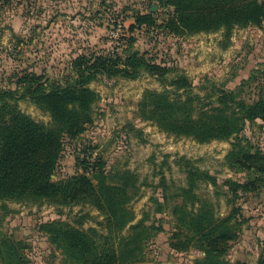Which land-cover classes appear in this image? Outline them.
<instances>
[{
	"label": "trees",
	"instance_id": "1",
	"mask_svg": "<svg viewBox=\"0 0 264 264\" xmlns=\"http://www.w3.org/2000/svg\"><path fill=\"white\" fill-rule=\"evenodd\" d=\"M151 1L166 10L164 23L159 24L157 12H136L135 23L121 27L124 32L112 40L111 48H93L74 57L62 79L23 70L9 79L8 86L0 87V223L11 212L7 202L48 200L63 206L89 202L104 215L97 223L99 228L85 229L93 219L89 213L77 215L72 222L58 219L39 224L66 264H145L148 245L164 231L156 221L146 223L152 214L170 209L176 222L169 237L171 251L183 253L194 248L205 253L198 264H229L225 257L231 244L240 239L248 223L240 200L264 189V149L246 134L259 121L263 124L258 126L264 127V86L252 87L256 75L235 89L215 88L212 101L209 95L194 94L185 72L148 57V51L138 47L143 35L156 30L175 35L223 30L225 41L230 40L235 28L263 27L264 0ZM143 73L167 86L164 92H145L140 102L143 119L156 123L168 135L191 137L199 143L229 141L231 150L225 163L244 173L246 180L221 182L187 160L185 183L174 188L161 173L156 186L161 197L152 196V210L133 224L136 215L130 204L140 189L135 172L106 170L100 160L78 157L80 167L74 175L58 181L54 175L66 140L79 137L95 121L93 108L100 95L91 83L100 78L136 80ZM256 73L264 75V70ZM21 101L48 114L51 123L26 114ZM203 184L213 187L212 194L200 192ZM222 198L230 207L224 217L219 211ZM27 248L12 236L0 234L2 264H31ZM258 264H264V243Z\"/></svg>",
	"mask_w": 264,
	"mask_h": 264
},
{
	"label": "rangeland",
	"instance_id": "2",
	"mask_svg": "<svg viewBox=\"0 0 264 264\" xmlns=\"http://www.w3.org/2000/svg\"><path fill=\"white\" fill-rule=\"evenodd\" d=\"M136 12H157L159 24L167 17L166 10L151 0H0V87L8 86L9 79L23 70L62 79L74 57L93 48H111L112 40L124 32L121 27L135 23ZM223 33L175 35L156 30L143 35L138 47L148 51V57L185 72L193 83L194 94L211 97L215 88L235 89L251 75H256L253 88L264 86V75L256 73L264 70V25L235 28L226 41ZM90 86L100 95L93 108L95 121L79 137L66 140L54 175L56 181L76 173L80 167L78 157L100 160L106 170L130 169L140 178L139 192L130 204L136 224L152 210L151 197H161V189L156 188L161 173L174 188L185 183L187 160L221 182L246 180L244 173L225 163L231 150L229 141L199 143L191 137L168 135L156 123L143 119L140 102L145 92L167 89L157 78L147 73L136 80L100 78ZM210 99L213 101L215 96ZM20 108L36 121L51 123L49 115L29 101H21ZM262 124L259 121L246 134L264 149V127L258 126ZM200 192L212 194L213 187L203 184ZM6 204L11 212L1 221L0 234L26 244L31 264H66L61 251L39 230L40 223L58 219L72 222L77 215L89 213L93 219L84 226L89 229L99 228L97 223L104 220L89 202L69 206L48 200ZM240 204L248 223L225 259L229 264H258L264 243V189L258 195H244ZM219 211L222 217L230 211L224 198ZM150 217L146 224L156 221L164 231L148 245L145 264H198L205 256L194 248L183 253L170 250L169 237L176 227L171 209Z\"/></svg>",
	"mask_w": 264,
	"mask_h": 264
}]
</instances>
